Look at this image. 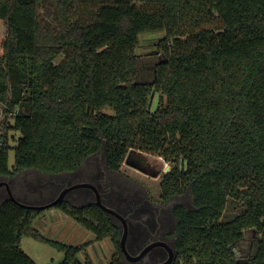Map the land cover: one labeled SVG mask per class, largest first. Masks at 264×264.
<instances>
[{
  "label": "trees",
  "instance_id": "16d2710c",
  "mask_svg": "<svg viewBox=\"0 0 264 264\" xmlns=\"http://www.w3.org/2000/svg\"><path fill=\"white\" fill-rule=\"evenodd\" d=\"M0 20L1 180L72 175L99 153L115 173L132 149L159 156L173 165L161 198L190 196L191 207L173 210L176 264H264V0H0ZM151 32L165 33V59L153 83H136V49ZM8 130L20 134L14 147ZM66 200L55 207L97 241L111 239L110 264H126L109 215ZM231 200L243 211L222 223ZM43 212L0 203V264H36L24 237L64 253L60 264H92L79 259L86 246L34 228ZM253 228L259 250L239 260L232 247Z\"/></svg>",
  "mask_w": 264,
  "mask_h": 264
},
{
  "label": "rangeland",
  "instance_id": "374dc122",
  "mask_svg": "<svg viewBox=\"0 0 264 264\" xmlns=\"http://www.w3.org/2000/svg\"><path fill=\"white\" fill-rule=\"evenodd\" d=\"M41 13L43 14L44 12L42 11ZM51 28L59 30L58 23L55 22L51 24ZM6 37L7 26L0 20V52L3 51L1 45ZM164 37V32H151L140 36L139 44L136 49V55L138 56V74L135 80L136 83H153L155 79L156 65L165 59L159 47L160 41ZM64 58V55L60 56L56 60V64H60ZM159 96V93H156L154 98H152L151 109L153 111L159 105ZM13 123V121L8 122L6 127H8V125H13ZM0 126V129H3L1 122ZM19 136L20 134L18 132L8 130L7 137L11 147L16 145ZM14 162L15 151L11 149L9 151V164L11 168L13 167ZM98 165L105 166L103 153L92 156L89 163L82 167L81 172L86 171L87 169H92V167ZM172 168L173 165L171 163L165 162V160L159 156L132 149L129 151L121 165L120 171L113 173L112 178H116L117 180V176H119L122 181L130 185L131 189L146 193L149 200L155 203L160 202L161 182L164 176L168 174ZM81 172L79 171L73 175L45 176L36 171H26L6 181L10 186H13L17 195H22L21 191L23 194L25 191H29L32 195L29 193L30 195L27 197L28 199L31 200V198H34L38 200V202L35 200L37 203L44 204L54 199L66 185H69L67 183L72 176ZM86 177L87 176L83 175L80 178ZM80 178H75L74 182L81 180ZM79 191H84V189H78L71 192L73 194L69 195L66 201H70L71 203L73 201V203L78 206L85 204L86 202L83 198L74 199V193ZM7 197V192L1 187L0 203ZM91 201H93L92 198L87 201V203L92 204L89 203ZM175 202L186 207H191L190 196L188 194L176 198L174 203ZM242 211L243 207L231 200L224 218L221 219L220 222H228L238 216ZM115 224L118 226L121 225L118 221H116ZM34 228L45 238L74 246H86V252L84 251L79 255V259L83 262L89 259L92 264H110L116 252V248L111 239L108 238L102 243L97 241L95 235L83 229L80 224L65 215L55 206L44 210L41 215L36 217ZM260 240L261 235L257 229H248L244 232L243 238L232 247V250L239 260L250 259L257 254ZM21 247L36 264H60L65 258L64 253L33 238L24 237L21 242Z\"/></svg>",
  "mask_w": 264,
  "mask_h": 264
},
{
  "label": "flooded vegetation",
  "instance_id": "af4514ba",
  "mask_svg": "<svg viewBox=\"0 0 264 264\" xmlns=\"http://www.w3.org/2000/svg\"><path fill=\"white\" fill-rule=\"evenodd\" d=\"M96 167L94 166L92 169L83 172H81V168L79 170L81 173L72 176L67 183L69 185L66 186L81 182L94 184L103 194V202L127 219L126 223L129 227L128 249L133 258L138 257L145 249L154 245L141 260L135 262L125 261L126 264H176L177 251L174 235L177 221L173 215V210L177 205H181L174 203L178 197H174L169 201L160 198V202L154 203L149 200L146 193L139 190L134 191L119 176H117V180L112 178V174L115 172L108 170L106 164L105 166L98 165ZM83 175L87 177L80 178ZM75 178L81 180L74 182ZM71 194L73 193L69 195ZM74 194V199L83 198L85 204H88L87 201L92 198L93 201L89 203L95 205L96 198L91 190L84 189V191Z\"/></svg>",
  "mask_w": 264,
  "mask_h": 264
},
{
  "label": "water",
  "instance_id": "95a60500",
  "mask_svg": "<svg viewBox=\"0 0 264 264\" xmlns=\"http://www.w3.org/2000/svg\"><path fill=\"white\" fill-rule=\"evenodd\" d=\"M1 187H3L6 190L7 196L11 201L15 202L17 205H19L20 207H22L26 210H33V211H43V210H46L48 208L57 206L59 203L66 200L68 195L75 190H78V189L91 190L94 193L95 198H96L95 205L98 208H100L101 210H103L105 213H107L113 221L118 220L121 223V225L118 226L120 229V247H121V250L123 252L125 261H132V262L139 261L147 254V252H149L151 250V248L154 247V245L153 246L151 245L147 249H145L138 257H136V258L132 257V254L130 253V251L128 249L129 227L126 223L127 219H125L115 209L107 206L103 202V194L100 192V190L94 184H92L90 182H81V183H76V184L71 185V186H66L63 190H61L59 192V194L54 199H52L49 202L44 203V204H29V203H24V202L18 200L14 196V194L11 190L10 184L6 180L0 181V188Z\"/></svg>",
  "mask_w": 264,
  "mask_h": 264
},
{
  "label": "built area",
  "instance_id": "2783aa9c",
  "mask_svg": "<svg viewBox=\"0 0 264 264\" xmlns=\"http://www.w3.org/2000/svg\"><path fill=\"white\" fill-rule=\"evenodd\" d=\"M11 115H14V114H11ZM11 117H12V116H11ZM3 121H5V120H4V117H3V116H0V122L2 123V125H3ZM10 121H13V119H12V118L8 119V120H7V123L10 122ZM0 127H1V126H0ZM1 129H2V128H1ZM1 129H0V130H1ZM1 144H2V142L0 141V146H1Z\"/></svg>",
  "mask_w": 264,
  "mask_h": 264
},
{
  "label": "crops",
  "instance_id": "0c3cea01",
  "mask_svg": "<svg viewBox=\"0 0 264 264\" xmlns=\"http://www.w3.org/2000/svg\"><path fill=\"white\" fill-rule=\"evenodd\" d=\"M103 241H101V243H102Z\"/></svg>",
  "mask_w": 264,
  "mask_h": 264
}]
</instances>
